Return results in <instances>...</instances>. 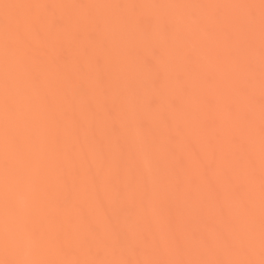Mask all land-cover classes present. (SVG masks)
I'll use <instances>...</instances> for the list:
<instances>
[{
    "label": "bare ground",
    "instance_id": "6f19581e",
    "mask_svg": "<svg viewBox=\"0 0 264 264\" xmlns=\"http://www.w3.org/2000/svg\"><path fill=\"white\" fill-rule=\"evenodd\" d=\"M260 5L0 0V264H259Z\"/></svg>",
    "mask_w": 264,
    "mask_h": 264
},
{
    "label": "snow or ice",
    "instance_id": "6c2138e0",
    "mask_svg": "<svg viewBox=\"0 0 264 264\" xmlns=\"http://www.w3.org/2000/svg\"><path fill=\"white\" fill-rule=\"evenodd\" d=\"M261 13H262V28H264V0H261ZM34 238H38L36 234H33ZM224 243L228 247H233V241L225 236ZM262 248H264V232H262ZM5 264H35L33 261H15L5 262ZM52 264H132L130 261H106V260H93V261H76V262H52ZM136 264H256L251 260H214V261H155L144 260L138 261ZM259 264H264V259H261Z\"/></svg>",
    "mask_w": 264,
    "mask_h": 264
}]
</instances>
